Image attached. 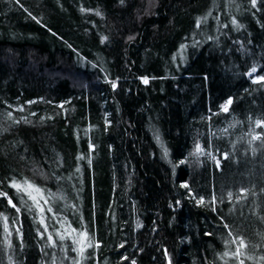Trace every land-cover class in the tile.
Here are the masks:
<instances>
[{
  "label": "trees",
  "instance_id": "trees-1",
  "mask_svg": "<svg viewBox=\"0 0 264 264\" xmlns=\"http://www.w3.org/2000/svg\"><path fill=\"white\" fill-rule=\"evenodd\" d=\"M262 75L264 0H0V264H264Z\"/></svg>",
  "mask_w": 264,
  "mask_h": 264
},
{
  "label": "snow or ice",
  "instance_id": "snow-or-ice-1",
  "mask_svg": "<svg viewBox=\"0 0 264 264\" xmlns=\"http://www.w3.org/2000/svg\"><path fill=\"white\" fill-rule=\"evenodd\" d=\"M253 4H255V0H253ZM234 23H235V21H234ZM197 26H199V22H197ZM256 72H257V69H256L255 67H253V68L251 69V72L249 73V75H252L253 73H256ZM254 82H264V75L257 77L256 80H255ZM144 83H148V81H147L146 78L144 79ZM112 87H113V88L116 87V84H115L114 82L112 83ZM230 104H231V100L228 101V104L222 106L223 110H224V111H227V110H228V105H230ZM61 107H63V106L61 105ZM8 115H9V117H10V116H11V113H9ZM257 126H258V127H260V126H264V124H261V122L258 121V122H257ZM256 138H259V137H256ZM91 147H93V146L90 145V148H91ZM202 151H203V150L201 149L200 145H197V146H196V152H197V153H200V152H202ZM81 159H83V157H81ZM89 162H90V161H89ZM13 186L16 187L18 190H19V188H20V186L17 185V184H14ZM29 187H32V186L29 185ZM184 187H187V185L185 184ZM36 191L39 192L40 189L37 188ZM4 195H6V194H4ZM229 195H230V194H229ZM32 199L35 200V197H32ZM199 202L202 203L203 200L201 199V201H199ZM8 203L11 204L13 207H16L14 204H12V200H11V199L8 200ZM17 211H19V209H17ZM40 211L42 212V211H43V208H41ZM48 211H51V208H49ZM5 219H7V218H5ZM225 227H228V226L225 225ZM5 231H7V227H5ZM74 231H75V230H74ZM82 235H84L85 237L87 236L86 233H83ZM229 235H231V233H229ZM49 239H51V237H49ZM61 239H63V237H61ZM232 243H237V241L234 240V241H232ZM238 244H239V246L235 249V251H234V253H233V256L236 257V258H239V257L241 256V251H240V249H241V248H245V247H247L245 241H244L242 238L238 241ZM89 246H91V245H89ZM81 251H83V249H81ZM223 255H224V256H228L229 253H228V252H225ZM262 259H264V258H262ZM239 264H244V261H243V260H239Z\"/></svg>",
  "mask_w": 264,
  "mask_h": 264
}]
</instances>
